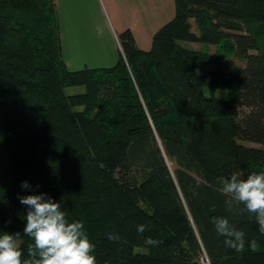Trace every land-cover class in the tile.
Segmentation results:
<instances>
[{
  "label": "trees",
  "instance_id": "obj_1",
  "mask_svg": "<svg viewBox=\"0 0 264 264\" xmlns=\"http://www.w3.org/2000/svg\"><path fill=\"white\" fill-rule=\"evenodd\" d=\"M174 9L148 50L124 29L115 64L70 70L55 0H0V233L21 234L23 258L19 196L46 193L83 221L97 264H264L254 216L220 191L233 172L264 171V0ZM214 217L243 230L241 251Z\"/></svg>",
  "mask_w": 264,
  "mask_h": 264
},
{
  "label": "clouds",
  "instance_id": "obj_2",
  "mask_svg": "<svg viewBox=\"0 0 264 264\" xmlns=\"http://www.w3.org/2000/svg\"><path fill=\"white\" fill-rule=\"evenodd\" d=\"M220 191L229 197L225 204L231 208L233 201L243 204L242 212L254 216L258 230L264 234V171H252L244 176L233 172L220 181ZM29 189L28 182L21 185ZM20 203L27 206L24 219V235L31 238L27 257L18 243L21 234L0 233V264H97L93 254L95 245L85 231L83 221L71 220L56 202L46 193H33L19 196ZM218 235L225 237L228 247L241 251L245 233L232 225L226 217H214L211 221ZM137 231L143 233L144 225H138ZM110 241H118L119 236L108 234ZM148 245H158L159 240L148 237ZM252 247L256 244L253 241Z\"/></svg>",
  "mask_w": 264,
  "mask_h": 264
},
{
  "label": "crops",
  "instance_id": "obj_3",
  "mask_svg": "<svg viewBox=\"0 0 264 264\" xmlns=\"http://www.w3.org/2000/svg\"><path fill=\"white\" fill-rule=\"evenodd\" d=\"M62 57L68 69L108 67L121 51L117 34L130 29L148 50L153 34L174 16V0H55Z\"/></svg>",
  "mask_w": 264,
  "mask_h": 264
},
{
  "label": "rangeland",
  "instance_id": "obj_4",
  "mask_svg": "<svg viewBox=\"0 0 264 264\" xmlns=\"http://www.w3.org/2000/svg\"><path fill=\"white\" fill-rule=\"evenodd\" d=\"M191 23H192V30L197 31L193 20H191ZM182 45H184L186 47H189V48H194V49H207L210 52H214V50H215V46H213V45H205V44H201V43L183 42ZM227 61H229V62H231L233 64L243 65V62L238 60L237 58H235L233 56V54H229L227 56ZM210 68H211L210 66H203V67L199 68V72L202 73V74H206L210 70ZM82 91H84V87L80 86V85L70 86V87H66L65 88L66 94L80 93ZM225 93L226 92L224 90H217L215 92L216 96H219V97L225 96ZM245 145L258 146V145L254 144V143H245ZM167 163L170 164L169 167H173V164L171 162L168 161ZM20 242H21V237L19 238L18 243H20ZM203 257H204V259L202 258V260L206 261L204 255H203Z\"/></svg>",
  "mask_w": 264,
  "mask_h": 264
},
{
  "label": "built area",
  "instance_id": "obj_5",
  "mask_svg": "<svg viewBox=\"0 0 264 264\" xmlns=\"http://www.w3.org/2000/svg\"><path fill=\"white\" fill-rule=\"evenodd\" d=\"M121 49V48H120Z\"/></svg>",
  "mask_w": 264,
  "mask_h": 264
}]
</instances>
